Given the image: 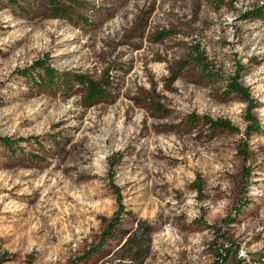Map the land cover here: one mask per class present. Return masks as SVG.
I'll return each instance as SVG.
<instances>
[{
	"label": "rangeland",
	"instance_id": "1",
	"mask_svg": "<svg viewBox=\"0 0 264 264\" xmlns=\"http://www.w3.org/2000/svg\"><path fill=\"white\" fill-rule=\"evenodd\" d=\"M0 264H264V0H0Z\"/></svg>",
	"mask_w": 264,
	"mask_h": 264
},
{
	"label": "trees",
	"instance_id": "2",
	"mask_svg": "<svg viewBox=\"0 0 264 264\" xmlns=\"http://www.w3.org/2000/svg\"><path fill=\"white\" fill-rule=\"evenodd\" d=\"M198 59L201 61L202 58L201 56H198ZM197 59V60H198ZM185 62H181V66H185ZM205 66V65H204ZM90 84L87 85V91L90 93L91 96H95L97 93L99 92L98 90L94 89V87H92V83L89 82ZM229 90L235 93H242L244 94V90L239 87L236 83H232L229 85ZM208 122V124L210 125V127L212 129H224V130H234L235 128L233 127V125L226 120H221V119H217V120H206ZM109 174L110 176L113 175V164L110 165L109 167ZM112 189L114 192H116L117 194V198H118V210L115 211V213L113 214V216L107 220L105 218L102 219L103 222H106V226L105 229L103 230V232L100 235V239L103 240L106 237L110 236L112 234V230L113 228H115L117 226V224L119 223V214L122 212L123 207L121 205V202L119 201V191L118 188L115 185H112Z\"/></svg>",
	"mask_w": 264,
	"mask_h": 264
}]
</instances>
